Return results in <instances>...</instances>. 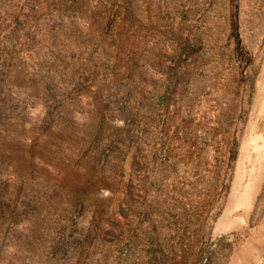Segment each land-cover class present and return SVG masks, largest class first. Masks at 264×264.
Here are the masks:
<instances>
[{"label":"rangeland","instance_id":"1","mask_svg":"<svg viewBox=\"0 0 264 264\" xmlns=\"http://www.w3.org/2000/svg\"><path fill=\"white\" fill-rule=\"evenodd\" d=\"M112 1L0 0V264H264V0H164L172 78L106 112Z\"/></svg>","mask_w":264,"mask_h":264},{"label":"crops","instance_id":"2","mask_svg":"<svg viewBox=\"0 0 264 264\" xmlns=\"http://www.w3.org/2000/svg\"><path fill=\"white\" fill-rule=\"evenodd\" d=\"M157 1L154 0L151 4L149 0L112 1V4H118L115 6L119 7L123 15H117L114 24L110 25L109 36L110 38L112 36L116 37V39L113 40V43L108 41L107 45L113 50L115 56L126 57V61H124V64L113 65L107 71L109 74L105 75V73V76L102 75L104 76L102 77V82L106 83L105 86L108 89L106 94L108 96L103 98L99 96L92 97L90 96L91 92L88 95L82 96L85 103L93 99V105L96 107H99L101 104L106 105L107 108L103 111L107 112L108 110L112 111V106L117 107L118 105L121 107L136 106L135 111H138L139 107L142 106L143 109V105H146L150 101H159L158 97H155V93L160 84L165 85L168 79L172 78L171 74L173 73L174 66L159 63L166 61L167 55L163 51L167 50L166 47L168 42H171L172 33L167 32L163 16L160 22V14L164 15L165 12V1ZM149 5L151 6L150 8ZM154 6L157 8V15L154 14L155 12L152 8ZM151 8L153 10L149 14L148 9L150 10ZM90 42L94 44L93 40ZM90 42H87V45H90L89 53H92L94 46H91L93 44ZM95 51L97 50L94 48ZM162 52L163 54L161 55L160 53ZM153 57L157 61H152L151 58ZM138 59L139 63H134ZM90 72H94V69H90L87 73ZM94 73L98 75L96 70ZM96 78L93 76L92 80L88 82L95 92L97 87ZM97 109H102V107ZM126 115L121 117L120 120L121 123L126 121L123 129L131 128L132 134L140 135L139 126L132 127L130 124L132 116L135 119V115Z\"/></svg>","mask_w":264,"mask_h":264}]
</instances>
